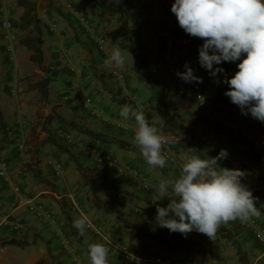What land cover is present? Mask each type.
<instances>
[{
	"label": "crops",
	"instance_id": "obj_1",
	"mask_svg": "<svg viewBox=\"0 0 264 264\" xmlns=\"http://www.w3.org/2000/svg\"><path fill=\"white\" fill-rule=\"evenodd\" d=\"M121 1L124 6L137 8L142 13L144 25L142 43L148 45L151 49L152 67L159 69L156 72L164 77L168 92L173 103L175 102L176 108L181 109L182 107L183 110H179V112L187 117L189 114L207 117L210 121H217L233 129V133L229 135L214 132L213 129L205 126L202 122L194 124L186 120L187 122L184 124L187 129H191V132H193L199 155L202 158L216 156L221 149L227 150V153H238L236 149L241 147L239 138L245 137L253 144L254 150L258 152L261 161L264 162V129L253 123L250 114L242 115L240 108L224 95V92L228 89L227 84L218 83L217 86L221 89L218 95L211 93V90L216 86V80L211 77L205 80L203 75H206L207 72L204 68L199 63H189L194 60L192 56L188 55L189 49L185 52V57L179 64L178 72H183L185 70L184 65L187 64L193 69L195 75L202 78V82L187 83L180 79L178 75L169 77L164 74L162 60L160 56H157L156 49L163 47L165 31L174 26L172 12L158 5L157 0ZM17 11L20 14L22 9L18 7ZM69 11L70 15L68 16L73 25L77 21L71 20V16H73V19L77 17L80 21H78L80 23L79 28H75V30L81 34L83 40L87 39L88 43L95 45L92 41V39H96L91 31L92 28L84 29V27H81L83 21L79 18L77 12ZM48 16H50V19L47 18ZM52 17V15H43L39 18L43 34L42 51L44 58L42 66L37 67L29 60L30 52L22 45L26 50H21L16 55V62L19 65L21 62L27 61L32 71L40 74L47 73L51 77L45 99L46 107H44V112L48 114L46 115L47 118H43L41 122L46 127H55L59 125L58 118H62L65 120L64 125L77 132L80 138L91 141L102 150L107 148L106 151L119 156L129 165L138 167L147 181V189H144L138 180L107 172L109 181L122 190L121 193L119 192L123 196L122 201H124L119 206L121 216L128 222L143 227L146 231L159 234L164 241L156 240L147 234L138 233L133 227L126 226L113 213H106L101 208L94 206L92 194L88 186L81 183L80 173L75 168V163L68 153L57 149L47 139L44 141L42 137L46 132L45 128L41 131V134H36L34 129L28 130L29 127L35 125L37 120L34 119L38 118L32 112V114H28L27 111L32 110L34 105L31 104L39 97V94L36 90L27 89L26 87L25 91L19 95L18 101L13 102L7 97L10 94V86L15 84V75L12 71L13 62H10L5 56L0 40V111L9 138L7 140V137H5L0 142V157L5 158L10 163L9 172L12 178L11 181H5L0 177V264H10L17 261L21 255L18 247L29 249L27 259L24 258V261L27 260L26 264H74L72 255L75 254L82 260V264H90L87 251L88 245L91 243H106L104 241L105 237L108 242L110 241L109 264H154L151 262L154 257H168L173 264H189L190 262L213 264L214 259H217L219 264H239L232 244L222 237L218 231L212 240L202 233L192 231L189 235L195 236L196 241H190L178 235L177 232H169L168 229L157 225L155 219L156 208L150 202V198L159 180L174 179L181 175L183 164L180 160L166 164L160 172L158 167L149 166L141 154L121 149L115 143H105L91 139L78 129V127H81L105 132L108 135L120 137L133 143L137 127L136 122L134 119L125 121L119 113L123 105H131L132 101L135 103L137 99L135 92L143 85L147 89V84L136 81L135 66L132 75L128 77L125 66L117 68L105 64L113 49H105L102 44L98 45V49L91 45L88 46L89 51L79 49L78 43L76 44L68 38L67 31L70 26L66 25L64 21L62 22L64 28H62L60 35H56V33L50 35L48 30H51ZM25 31L19 30L18 35L23 34ZM96 52L98 53L97 57L94 55ZM190 53L192 54V52ZM78 63L83 67L80 65L74 67V64ZM85 63L95 71L102 73V78L99 79L92 72L89 73V69L85 68ZM238 63L239 60L234 61L232 64L234 72L238 70ZM225 75V72L222 73L219 80H223ZM22 86H26V83L19 80L18 90ZM116 91L120 92V97L124 95L125 100L122 103L115 104L116 102L111 100V92ZM65 94L68 96L67 100L62 97ZM85 94L93 96V104L90 107L82 105ZM200 97L204 99L201 100ZM133 108L137 110V108ZM20 115H22L21 120H19ZM31 115L32 117L29 118ZM152 119L156 126H162V121L158 116L152 114ZM73 125L78 127L72 128ZM124 125L128 126L127 130L121 127ZM0 133L2 134V132ZM37 135L40 137L38 142L35 138ZM24 136L26 144L24 150H22L16 144ZM69 151H75L74 158L77 162L89 165V162L81 155L76 154L77 149L72 148ZM238 154L244 161L245 170L249 176L264 177V168L256 167L246 156ZM52 158L59 159L62 163V170L58 174L51 167L50 160ZM218 164L229 168L226 159L219 160ZM18 165L26 167V171L22 172L21 176L15 173V167ZM35 168L38 170L39 175L35 174ZM242 183L248 187L254 197L258 198L255 203L262 209L258 208L261 215L255 218L264 226V192L248 186L245 182ZM15 186H17V190ZM70 192L77 195L74 205L67 203L64 198H60L62 194L66 195ZM98 193L97 197L100 199ZM114 193L115 195L119 194L118 192ZM125 193H132V196H135L132 197L131 201H128V195H125ZM18 197L25 198L29 203L19 202ZM170 198H172L171 192H169V196L159 202L160 205L162 207L167 206ZM135 200L138 202H135ZM63 201L68 206L65 205L62 209L61 204H63ZM39 202L48 205L61 223H68L69 227L72 228L71 230L76 236V239L73 240L72 251H65L61 247L53 226L44 223L35 216L34 205ZM133 203L140 204L142 207H131ZM64 208L67 210L68 217H64ZM83 214L100 224L104 235L98 236L86 229L85 235L81 236L77 229L73 227V222ZM16 222H21L20 228H13L12 223ZM223 226L233 234L244 249L250 253H256L259 250V247H256L255 232L252 228L241 227L236 220L223 224ZM9 238L21 240L25 243L22 246L1 243L2 240ZM113 242L123 245L127 251L129 250L138 259L129 261L124 258L115 249ZM262 255L256 257L254 263Z\"/></svg>",
	"mask_w": 264,
	"mask_h": 264
},
{
	"label": "clouds",
	"instance_id": "obj_2",
	"mask_svg": "<svg viewBox=\"0 0 264 264\" xmlns=\"http://www.w3.org/2000/svg\"><path fill=\"white\" fill-rule=\"evenodd\" d=\"M31 1L35 2L37 11L36 1ZM170 10L185 33L203 40V44L199 48V64L212 77L215 78L217 74L224 73V69L219 67L221 62L239 60L238 70L231 77L225 75L223 80L217 79L215 82H223L228 85L224 95L240 108L242 115L250 114L253 119L264 122V0H174ZM242 54H244L243 57ZM128 60L133 63L131 54L128 52L125 56L122 54L121 49L117 47L113 49L105 64L123 68ZM184 69L183 72L177 73L180 79L187 83L202 82V78L195 75L193 69L187 64L184 65ZM13 86H16L15 93L18 92V82L15 81V84L10 86L9 93H11ZM64 96L67 98L65 99ZM64 96H62L63 99L67 100L68 96L66 94ZM200 99L203 100L204 98L200 97ZM119 115L125 121L135 120L137 127L133 144L139 149L141 156L149 166L162 169L166 164L173 163L167 162L163 151L164 146L170 141V135L164 133L161 127L156 126L147 119L143 110H136L131 105L125 104L121 107ZM158 128L168 138L161 134ZM54 130L52 132L53 136ZM70 131L80 141L96 145L89 140L80 138L72 129ZM58 142L60 141L58 140ZM19 144H22L21 149L24 150V143L19 141L16 144L17 147ZM198 153L195 148H186L181 175L174 179L159 180L150 198V202L156 208L155 219L157 225L168 229L169 232H179L185 236L192 231H196L212 240L223 224L235 220L244 223L252 217H259L261 213L255 203L258 198L254 197L248 187L242 183V177L246 173L238 168H227L218 164L219 160L227 158V150L221 149L216 156H207V158H202ZM76 154L81 155L89 162V165L95 166L80 150ZM235 154L239 155L238 153ZM17 167H20L24 172L23 165H18L15 168ZM101 170L105 171L106 174L108 172L104 169ZM140 172L143 176L141 170ZM21 175L22 173L19 176ZM145 182L147 183L146 179ZM147 188L148 184L144 189ZM169 192H171L172 198L168 200L167 206L162 207L159 202L169 196ZM60 198L65 199V196L62 194ZM65 201L73 205L72 202H68L66 199ZM45 206L50 208L48 205ZM255 219L261 227H264L257 218ZM73 227L77 229L81 236H84L86 229L89 227L88 217L81 215L73 222ZM67 232L70 235L68 230ZM71 243L70 251L73 250L72 239ZM110 250L108 242L89 244L87 251L90 264H109ZM73 256L79 258L76 254L72 255V258ZM132 257L134 260L138 259ZM215 261L217 259H214L213 264H219L218 261L217 263ZM193 263L190 262L189 264Z\"/></svg>",
	"mask_w": 264,
	"mask_h": 264
},
{
	"label": "trees",
	"instance_id": "obj_3",
	"mask_svg": "<svg viewBox=\"0 0 264 264\" xmlns=\"http://www.w3.org/2000/svg\"><path fill=\"white\" fill-rule=\"evenodd\" d=\"M17 6H19L22 11L18 18L12 20L13 25L19 30H31L30 33L25 34L18 41L23 47L29 50V60L32 61L37 67H41L43 64L44 54L42 51L43 34L40 27V20L36 12V4L31 0H14ZM81 4L74 3L75 7H80L82 12L88 13L87 7L90 12L97 17H116V30H128L126 42H121L120 48L134 54L135 58V69L134 75L136 81L139 83H146L148 86V97L147 103L149 104V109L151 112L158 116L162 121L161 130L169 135H172L170 143H175L172 145L176 150L184 153L186 148H195L196 144L194 142V135L191 129H187L183 121L180 119L181 113L173 105L171 100V95L168 92L167 84L163 76L158 75L152 67V52L148 45L142 43V34L144 31V25L142 21V13L137 8H131L124 6L119 0H81ZM174 0H157V4L163 8H166L171 12V4ZM173 14V13H172ZM174 15V14H173ZM170 33L172 36L180 37L183 42L188 45L189 50L193 53L199 54V48L203 44L202 39L189 36L184 30L179 26L177 19L174 15V26L171 28ZM162 53V51H161ZM162 60V58H161ZM225 66V64H224ZM156 72V73H155ZM225 74L231 77L235 72L231 67L226 66ZM92 74L96 75L99 79L102 78V73L92 70ZM21 80L26 83L27 89L36 90L41 98L47 97L48 94V84L51 80L49 74L44 73H25L21 75ZM113 92H111L112 94ZM111 99L115 102H123V98H116L115 95H111ZM59 126L70 130L71 128L65 126V120L58 118ZM188 121L202 122L205 126L213 129L214 132H222L231 135L233 129L230 126L222 125L217 121H210L207 117L203 116H193L189 114ZM70 123V122H68ZM78 126H72L76 128ZM78 129L84 132L89 138L94 140H99L105 143H115L119 148L126 149L135 153L140 154V151L133 143L127 140L108 135L105 132L94 131L91 129L81 128ZM0 132L2 136L7 137L6 127L3 117L0 111ZM9 138L7 137V140ZM184 139H186L184 141ZM45 141V140H44ZM50 141L57 149L67 152L69 157L74 161L75 168L79 171L81 176V183L88 186L90 193L92 194L93 205L102 209L106 213H113L117 218H120L126 226L133 227L138 233L147 234L150 237L164 241V239L159 234H154L150 231H146L143 227L136 224L128 222L126 219L122 218L121 211L115 204L101 202L97 197V193L102 188H107L114 192H122L121 188L110 182L108 175L105 171L92 165H84L76 161L74 158V152L69 151V147L58 142L55 136L50 138ZM241 144L240 148L236 151L244 156H246L254 165L258 168H264V162L261 161L260 155L254 150L253 144L248 141L245 137L239 138ZM198 150V149H197ZM199 155V153H198ZM34 170V169H33ZM35 174H38V170L35 168ZM39 175V174H38ZM40 177V176H39ZM258 208V206L256 204ZM61 207H65L61 204ZM262 209V208H260ZM64 217H68L67 210L64 208ZM62 227L70 232V237L73 240L76 236L72 228L69 227L68 223L62 224ZM219 234L226 238L234 248V251L238 257L240 264H246V252L242 248L241 244L234 238L233 234L223 225L220 226L218 230ZM78 238V237H77ZM78 240V239H77ZM3 243L14 244L18 246L24 245L25 242L21 240H16L9 238L2 240ZM53 264V263H52ZM57 264V263H54Z\"/></svg>",
	"mask_w": 264,
	"mask_h": 264
},
{
	"label": "rangeland",
	"instance_id": "obj_4",
	"mask_svg": "<svg viewBox=\"0 0 264 264\" xmlns=\"http://www.w3.org/2000/svg\"><path fill=\"white\" fill-rule=\"evenodd\" d=\"M35 1L37 3V9L38 10L36 12H37L38 17L41 18V16H43L42 13H41V9H42V7H45L48 10V14L47 15H52L53 16L52 17L53 20H51V21L52 22H56V24H57L54 29L48 30V32L50 33V35H51V33L52 34L53 33H56V35H60V33L63 30L62 28H64V25L62 23L64 21L66 23V25L70 26L68 28V31H67L68 38L69 39H72L74 41V43H76V44L78 43L79 49L88 50V46H90V45L92 47L98 49L97 47H99L101 44H102V46H104L105 49H114V48H117V47L120 48V45L119 44L121 42L122 43L123 42H126V40H127L128 30H116L115 29V27H116V17L115 16H111V17L105 16V17H101L100 18V17H97L96 15H94L93 13H91L90 12V9L88 7H87L88 13L82 12V10L80 9V7H75V5H74V3L81 4V2H82L81 0H35ZM119 1H121V0H119ZM2 5L9 6L10 8H12L14 17L16 19L18 18L19 14H18L17 9H18L19 6H17V4L15 3L14 0H0V6H2ZM69 10H73V11H76L77 12L79 18L83 21L82 22L83 25H81V27H84V29H86V28H92L91 31L93 32V35L96 38V39H92V41L94 42L95 45H93L92 43H88V41H86L87 39L86 40H83L81 34L78 33L75 30V28H79L78 26L80 24L79 23L80 21L78 20L77 17H74L75 19H73L72 18L73 16H71V20L77 21L76 24L73 25L71 23V21H70V17L68 16V15H70V11ZM49 17L50 16H48L47 18L50 19ZM167 24H168V22H167ZM167 24H166V26H168ZM168 28H170V27H168ZM170 30H171V28L168 29L165 32H169V36L168 35L167 36L170 37V38H172L173 51H174L175 54L178 55V58L180 59V62H181L184 59V57H185L184 54L189 49V47H188V45H186L183 42V40L180 37H178V36H172L171 33H170ZM30 32H31V30H28L27 29L23 34L19 35V40L25 34L30 33ZM198 39H200V38H198ZM160 49L162 51V48H160ZM160 49H158V48L156 49V52H157V56L158 57L159 56L161 57ZM21 50L22 51H25L26 49H24L21 46V44L17 43L16 46H15V56ZM121 51L123 52L122 54H124L125 56H127L128 51H126L124 49H122ZM190 52H189L188 55L192 56L194 60H191L189 63L190 64L191 63L193 64V63L196 62L198 64L199 63V54H196V53H193V52L191 54ZM130 54L132 56L133 63H131V61L128 60L126 62V64H125V68H126V72H127V76L128 77H130L132 75L133 68L135 66L134 54H132V53H130ZM94 55L97 57L98 56V53L96 52ZM224 64H225V66H224ZM232 64H233V62H221V64L219 65V67H222L224 69V71L226 69V66L231 67L232 69H234V67H232ZM79 65L81 67H83L80 63L74 64V67L79 66ZM214 67H216V65H214ZM85 68H88L89 69V73L92 72V70H93V68L90 67L89 65H87V63H85ZM153 70L156 71V70H159V69L154 68ZM162 70L164 71V67H162ZM204 70L207 72L206 75L205 74L203 75L205 77V80L208 77H211L214 80H217V79H220V77L222 76V73H219V74H217V77L214 78V77H212L209 74V72L206 69H204ZM12 71H13V73L15 75L14 76V79L17 82L19 80H21V75H23L25 73H29V74L35 73V71H32V69L29 66V63L27 61L26 62L25 61L24 62H21L20 65H19L18 62H16V59L13 61V69H12ZM94 76H96V75H94ZM217 85H218V83H216V86ZM216 86H214V89L211 90V93L213 95H215V94L218 95V92L221 90V89L218 88V86L217 87ZM25 88H26V86H24V87L22 86L21 89L18 90V92H16L15 94H11L10 93V94L7 95V97L11 101H13V102L18 101L19 95L23 91H25ZM200 91H202V90H200ZM148 92H149L148 91V86H147V89L145 88V85H143L142 87L138 88L137 89V92H135L137 99L135 100V103H134V101H132L131 106L137 108V110H143V112L147 116V119H149L150 121H152V123H154L153 122V119H152V114L153 113L149 109L150 107H149V104L147 103ZM112 94L115 95L116 98H123V100H125L124 95L120 97V92H117L116 91V92H113ZM91 97H93V96H91ZM9 99L6 98L7 101H9ZM45 99H46V97L45 98H41L39 96L37 99H35L34 102H32L33 104H31V105H34V107L32 108V110L31 111H29V110L27 111L28 114L29 113L30 114L33 113L38 118V119H34V120H37L36 123H35V125L33 127L32 126L29 127L28 130L31 131L32 129H34V132H36V134H41V131L45 128L46 132H45V134H43L44 137H42V138L44 140L45 139L50 140V138H52V136H53L52 135L53 134L52 132H53V130H54V128L56 126L55 127L54 126L53 127H46L41 122V121H43L42 119L43 118L45 119L46 115L48 114V113H45L44 112V107H46ZM171 100H172V98H171ZM117 103L118 102H116L115 104H117ZM172 103H173V100H172ZM174 103H173V105H174ZM178 110H183V109L181 107V109L179 108ZM21 117H22V115H20L19 120H21ZM30 117H32V115L29 116V118ZM188 117L186 115L183 116V114L181 113L180 119L183 121V123H185V122L188 121ZM188 122H190V121H188ZM74 133L77 134V132H74ZM24 138H25V136L22 137V138H20V139L23 140V141L22 140L21 141L25 145L26 144V140ZM35 138L37 139V142L40 140V137L38 135ZM3 139H4V137L0 133V142ZM170 140H171V137H170ZM171 144L172 145H175V143H171ZM106 149L107 148H103V151H105ZM173 149H174V152L173 153H174V158H175L174 161L180 160V162H182V164H183L184 154L181 151L176 150L174 147H173ZM108 152H110V151H108ZM23 168H24V171H26V167L24 166ZM159 169H160V172H161L162 169L161 168H159ZM126 194L128 195L127 196L128 197V201H131L132 197L135 196V195L132 196V193H125V195ZM98 196L100 197V201L101 202L115 204V206H117L118 208H119V206L122 205V202H124V201H122L123 196L120 195V193L118 195H115L114 192H112L111 190H109L107 188H102L99 191ZM135 202H138V201L135 200ZM63 204L68 206V204H66L64 201H63ZM131 205H132L131 207H140L141 206L140 204L136 205V203H133ZM73 240H74V238H73ZM255 240H256V247L257 248L259 247L258 248L259 250H257L256 253H250L249 251H247L246 249H244L242 247L245 250V252H246V264H264V254H263L264 253V246L257 240L256 233H255ZM18 248H19L18 249L19 250V254H21V255L20 256L18 255L19 258H18L17 261H13L10 264H26V261L27 260L24 261V258L27 259V253H28L29 249L28 248H21V247H18ZM259 255H262L261 258L257 259V261L254 263V259L256 257H259ZM238 262H239V260H238ZM202 264H207V263L204 262Z\"/></svg>",
	"mask_w": 264,
	"mask_h": 264
},
{
	"label": "built area",
	"instance_id": "obj_5",
	"mask_svg": "<svg viewBox=\"0 0 264 264\" xmlns=\"http://www.w3.org/2000/svg\"><path fill=\"white\" fill-rule=\"evenodd\" d=\"M41 13L43 15H46L47 9L45 7H42ZM13 17L14 15L12 8L5 5L0 6V40L2 42L3 52L10 62H13L16 59L15 46L19 39L18 31L12 23ZM56 25L57 24L55 22H52L50 24V28L54 29ZM167 35L169 36L168 32L165 33L164 47L162 50L163 67H164V72L167 76L175 77L177 76L178 73V69H179L178 66L180 64V60L178 58V55L175 54L173 51L172 38L168 37ZM15 91H16V86H13V88H11V93H15ZM64 98L66 99L67 97L64 96ZM82 104L84 107H90L93 104V99L90 94L84 95ZM252 120L255 125H257L261 129H264V122L258 121L253 118ZM121 127L125 130L128 129V126L126 125ZM160 133L163 134L161 131ZM54 136L66 146L80 150V152L88 159H90L95 166L100 167L101 169H104L108 172H112L119 176H125L128 178L139 180L142 187L144 188L147 187L145 178L142 176L140 170L137 167L129 165L128 163H126L120 157L114 155L113 153L108 152L106 150L103 151L98 146L93 145L89 142L80 141V139L76 135H74L70 130L62 127L55 128ZM18 147L19 149H21L22 144H19ZM163 151L167 158V162H173L174 150L170 144V141L168 144L164 146ZM225 159L228 163L229 168H238L246 173L245 176L242 177V182L247 183L249 186L253 188L264 191V177L249 176L245 170L244 162L239 155L235 153H228L227 158ZM50 164L53 170L57 174L61 172L62 164L58 159L52 158L50 160ZM9 168H10L9 162L4 158L0 157V177L5 181L12 180L9 172ZM15 173L17 175H20L22 173L21 168L17 167ZM15 189L17 190V186H15ZM64 196L68 202H72L74 205L76 199L75 193L70 192ZM18 201L29 203V201H26L25 198H21V197H18ZM34 214L42 221H44V223L54 227L55 235L58 238L60 245L63 249L71 250L72 243H71L70 235L68 234L67 230L62 227L60 220L52 212V210H50V208L39 202L34 205ZM83 215L86 216L85 214ZM88 221H89V227L87 228L88 230L98 234L99 236L104 235L100 224L92 221L89 218ZM237 222L241 226L254 229L258 240L264 245V227H261L259 222L254 217L250 218L249 221L244 223H241L239 220H237ZM21 225L22 224L20 222L12 223L13 228H20ZM177 234L180 235L181 237L188 238L190 241L196 240L195 236L189 234H187L186 236L181 235L179 232H177ZM104 241L108 242L106 237L104 238ZM108 243L110 244V241ZM112 244L115 247V249H117L118 252L121 255H123L124 258H126L129 261H135L132 257L134 255L131 252H129V250L127 251L123 245H121L118 242L116 243L113 242ZM72 260L75 264H82L81 260L76 256H73ZM151 262L154 264H173L172 260L168 257H154L152 258ZM215 263H217V261H215ZM193 264H200V263L195 262Z\"/></svg>",
	"mask_w": 264,
	"mask_h": 264
}]
</instances>
